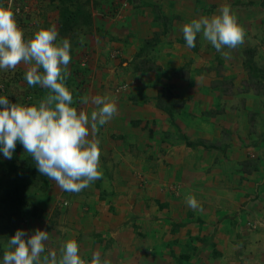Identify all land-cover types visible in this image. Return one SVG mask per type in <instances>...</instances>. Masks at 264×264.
<instances>
[{
	"label": "rangeland",
	"instance_id": "rangeland-1",
	"mask_svg": "<svg viewBox=\"0 0 264 264\" xmlns=\"http://www.w3.org/2000/svg\"><path fill=\"white\" fill-rule=\"evenodd\" d=\"M17 1L26 7L25 39L55 26L58 39L70 41L66 86L77 111L90 116L95 108L82 96H107L118 108L96 134L101 179L68 193L38 173L28 189L36 215L18 223L29 236L48 232L42 256L75 239L88 264L95 252L111 264H264V0ZM225 5L244 43L225 48V57L197 34L188 48L180 27ZM28 67L0 70V96L38 105L48 90L27 84ZM179 67L182 76L168 77ZM164 91L183 105L158 109ZM198 141L209 149L186 143ZM17 146L0 160L23 161ZM246 160L254 163L248 173ZM6 222L0 204V264Z\"/></svg>",
	"mask_w": 264,
	"mask_h": 264
},
{
	"label": "clouds",
	"instance_id": "clouds-1",
	"mask_svg": "<svg viewBox=\"0 0 264 264\" xmlns=\"http://www.w3.org/2000/svg\"><path fill=\"white\" fill-rule=\"evenodd\" d=\"M188 48L196 46L201 34L223 56L244 43L245 32L230 7L223 6L218 14L192 19L180 27ZM84 43V37H80ZM71 43L58 39L55 26L38 29L25 39L14 12L0 7V70L29 65L24 79L30 87L41 86L48 90L38 105L25 106L11 103L0 96V152L11 159L19 142L35 163L37 171L62 190L80 193L102 178L99 126L107 124L118 111L117 105L107 96L79 97L81 104L95 106L90 116L74 107L72 91L66 86L71 63ZM42 69V71H41ZM91 137V138H90ZM186 204L197 210L198 201L186 196ZM47 231L36 229L28 235L17 230L4 250L2 264H88L79 254L75 239L63 242L56 252L45 253ZM90 264H111L99 252L92 255Z\"/></svg>",
	"mask_w": 264,
	"mask_h": 264
},
{
	"label": "trees",
	"instance_id": "trees-1",
	"mask_svg": "<svg viewBox=\"0 0 264 264\" xmlns=\"http://www.w3.org/2000/svg\"><path fill=\"white\" fill-rule=\"evenodd\" d=\"M60 1H65V0H60ZM8 2L9 0H4V3L0 4V7L7 8ZM16 8H19L20 10L19 13L15 11ZM25 9L26 7L23 6L22 4L20 5L19 1L12 0L11 8L9 10L14 12L16 22L21 30L22 29L26 30L27 28L26 19L23 20L21 16V14L25 11ZM246 53H249V51ZM250 63L251 62L247 60V65L249 67H251L252 64ZM150 67L151 65L149 64L143 65V68L145 69L146 72H149ZM144 69L143 72H145ZM251 69L256 71L254 67H252ZM255 71L251 73L253 76H255V78L262 77V74H259V72H255ZM171 75L182 76L183 70L181 69V67L172 69L169 72L168 77H171ZM263 80H264V76H263ZM262 84L264 87V81ZM157 98H158L157 99L158 109H161L166 112H170L171 110L174 109V107L180 108L183 105L182 102L176 103L175 102L176 98L170 95V93L166 91H164V93L161 96L160 94H158ZM186 143L188 146H192L193 148L196 145H199L201 146L202 150L209 149L208 145L204 144L203 141H198L196 143H191V142H186ZM212 148H215L214 144L212 145ZM17 149L18 146L16 145L15 151H17ZM23 158H24L23 161H19L16 164L7 161L5 162L4 161L5 159L0 160V173H2L0 175V204L2 205L7 220L6 222L7 226H9L10 228L8 239L14 236L17 230H20V226L18 222L22 221L23 219H29L31 215H36L35 212L37 211L34 208V206L27 201L26 197H27L28 189L31 186H33L37 181L39 172L35 167L34 161L27 153H25ZM253 167H254L253 160H246L242 162L241 169L242 171L248 173L250 169H253ZM174 226L177 225L175 224Z\"/></svg>",
	"mask_w": 264,
	"mask_h": 264
},
{
	"label": "built area",
	"instance_id": "built-area-1",
	"mask_svg": "<svg viewBox=\"0 0 264 264\" xmlns=\"http://www.w3.org/2000/svg\"><path fill=\"white\" fill-rule=\"evenodd\" d=\"M11 2H12V0H9V2H8V6H7V9H10V8H11ZM15 11H16L17 13L20 12L19 8H16Z\"/></svg>",
	"mask_w": 264,
	"mask_h": 264
}]
</instances>
